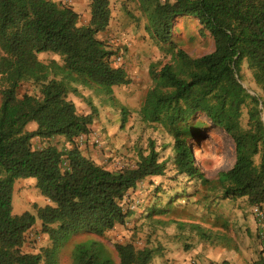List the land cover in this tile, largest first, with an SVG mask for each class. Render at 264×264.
Returning a JSON list of instances; mask_svg holds the SVG:
<instances>
[{
	"label": "trees",
	"instance_id": "obj_1",
	"mask_svg": "<svg viewBox=\"0 0 264 264\" xmlns=\"http://www.w3.org/2000/svg\"><path fill=\"white\" fill-rule=\"evenodd\" d=\"M87 1L90 20L80 26L78 14L55 0H0V264H58V252L73 234L101 236L125 225L133 215L124 208L127 193L165 173L152 139L137 148L133 167L117 171L79 149L76 141L89 134L96 114H78L68 95L81 86L110 96L113 88L129 84L125 70L112 63L116 52L98 39L110 22L109 0ZM137 1L150 39L171 54L169 62L149 65L151 86L139 121L172 137L176 175L197 178L221 199H244L264 212V0ZM187 17L211 39L210 53L191 57L173 43L175 20ZM41 54L56 55L59 62L42 63ZM242 66L251 74L253 94L242 85ZM23 85L32 92L20 95ZM199 115L234 145V164L215 182L203 178L195 163L200 132L192 122ZM31 123L35 130L29 132ZM56 138L67 144L62 151L50 143L38 150L31 146L34 139ZM21 179L34 180L47 204L14 215L13 190ZM172 193L155 192L148 214L162 213L159 205ZM36 223L50 247L34 254L23 246ZM193 229L206 236L199 226ZM114 250L117 264H150L156 255L131 243H117ZM263 253L252 264H264ZM71 264L115 263L101 244L86 241L73 246Z\"/></svg>",
	"mask_w": 264,
	"mask_h": 264
},
{
	"label": "rangeland",
	"instance_id": "obj_2",
	"mask_svg": "<svg viewBox=\"0 0 264 264\" xmlns=\"http://www.w3.org/2000/svg\"><path fill=\"white\" fill-rule=\"evenodd\" d=\"M55 1L74 10L80 26L89 23L87 0ZM109 8L108 28L98 35V39L116 52L112 63L125 70L129 84L113 88L110 96L95 88L81 86H77L76 93L68 95L78 114H96L89 134L76 142L82 155L106 170L117 171L133 167L137 161V148L145 149L147 140L152 139L156 141L159 160L166 162V169L164 175L147 178L127 193L124 208L133 215L125 225L116 226L101 236L73 234L59 250L58 264H71L73 246L86 241L101 244L115 264L118 263L114 250L117 243H131L137 249L151 248L156 255L150 264H218L224 260L230 264H252L264 251L253 207L242 200L221 199L218 191L203 186L197 178L176 175L170 160L172 137L158 127L144 126L139 121V106L151 86L149 65L169 62L171 54L167 45L158 46L150 39L145 30L146 18L137 0H109ZM172 39L191 57L208 54L213 49L208 35L200 31L195 19L188 17L175 20ZM38 60L42 63L50 60L59 62V57L41 54ZM241 77L244 88L253 94L254 84L245 66H242ZM25 92H32L29 85H23L19 91L20 95ZM194 124H198L200 132L194 142L197 169L203 178L215 182L221 172L234 164L233 142L224 131L211 127L202 115L192 122ZM49 143L61 151L67 147L60 138L50 142L34 139L31 146L38 150ZM155 192L158 197L173 193L161 201L159 208L162 213L148 214V209L155 202ZM45 203L34 180L15 182L12 197L14 215L25 211L34 213V205L41 207ZM194 226H199L206 236H201L193 229ZM245 230H253L250 231L251 236H247ZM49 247L47 235L40 232V225L36 223L25 234L23 250L37 254Z\"/></svg>",
	"mask_w": 264,
	"mask_h": 264
},
{
	"label": "built area",
	"instance_id": "obj_3",
	"mask_svg": "<svg viewBox=\"0 0 264 264\" xmlns=\"http://www.w3.org/2000/svg\"><path fill=\"white\" fill-rule=\"evenodd\" d=\"M253 214L258 222V231L261 241L264 243V212L257 207H253Z\"/></svg>",
	"mask_w": 264,
	"mask_h": 264
},
{
	"label": "crops",
	"instance_id": "obj_4",
	"mask_svg": "<svg viewBox=\"0 0 264 264\" xmlns=\"http://www.w3.org/2000/svg\"><path fill=\"white\" fill-rule=\"evenodd\" d=\"M84 115H86V114H84ZM34 130H35V124H34V123H31V124L28 126L27 131L31 132V131H34ZM60 139H62V138H60ZM239 200L245 201L244 199H239ZM45 204H47V201H46ZM249 227H250V229H251V227H252V229H253V225H250ZM254 229H255V228H254ZM250 231H253V230H245V234H246L247 236H249V234H250V236H251ZM258 233H259V232H258ZM252 238H254V237H252ZM263 256H264V255H263Z\"/></svg>",
	"mask_w": 264,
	"mask_h": 264
}]
</instances>
